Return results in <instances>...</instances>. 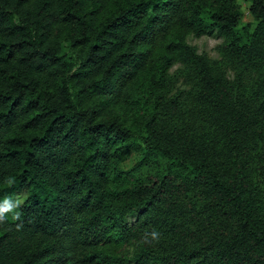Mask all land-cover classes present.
<instances>
[{
	"label": "trees",
	"instance_id": "1",
	"mask_svg": "<svg viewBox=\"0 0 264 264\" xmlns=\"http://www.w3.org/2000/svg\"><path fill=\"white\" fill-rule=\"evenodd\" d=\"M245 1L248 20L237 0H0V264H264V0Z\"/></svg>",
	"mask_w": 264,
	"mask_h": 264
},
{
	"label": "rangeland",
	"instance_id": "2",
	"mask_svg": "<svg viewBox=\"0 0 264 264\" xmlns=\"http://www.w3.org/2000/svg\"><path fill=\"white\" fill-rule=\"evenodd\" d=\"M240 12H241V19L243 20H248L250 19V15L248 12V2L245 0H237ZM186 41L192 45L197 52H205L211 57H216L217 51H216V44L221 40L220 37L215 36L214 34H207V33H201V34H194L192 32H187L185 35ZM179 68L178 64H174L170 69H169V74L175 78L173 83L168 86L165 91H164V97L166 99V103H171L175 99L176 103L179 102V91L181 88H183L185 85L182 84V81L180 79V76L177 74V70ZM157 109H161V107H157ZM137 155L135 152H132L128 157H126L122 162L121 166L123 169H128V171L131 172L132 176L138 177V176H143L145 172H148L151 170V168H148L147 166H141V167H134L132 169L131 166L134 164L136 161ZM26 193V187H21L18 189L15 193H13L10 198L13 200L20 202L22 201L23 197L25 196ZM8 198H5L7 200ZM125 219L127 222H130L132 219V213L127 212L124 215ZM123 253L125 256L129 257L132 252V246L130 244H127L123 246L122 249ZM120 264H133L131 260H126V261H121Z\"/></svg>",
	"mask_w": 264,
	"mask_h": 264
},
{
	"label": "clouds",
	"instance_id": "3",
	"mask_svg": "<svg viewBox=\"0 0 264 264\" xmlns=\"http://www.w3.org/2000/svg\"><path fill=\"white\" fill-rule=\"evenodd\" d=\"M9 212H12V206L8 205L7 203L5 204V206L0 207V221H3L5 213H9ZM19 218H20V214L18 212L15 213L13 219L18 220ZM159 235L160 234L154 229L151 231V233L145 235L143 242H148V236H150L152 240H158Z\"/></svg>",
	"mask_w": 264,
	"mask_h": 264
}]
</instances>
